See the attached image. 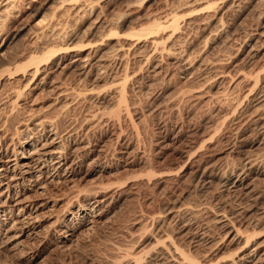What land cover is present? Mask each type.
I'll return each instance as SVG.
<instances>
[{"label": "bare ground", "instance_id": "obj_1", "mask_svg": "<svg viewBox=\"0 0 264 264\" xmlns=\"http://www.w3.org/2000/svg\"><path fill=\"white\" fill-rule=\"evenodd\" d=\"M117 1L124 14L106 7L107 1L0 0V31L29 36L23 50L13 55L0 41V92L6 79L19 82L0 102V264H9L8 255L30 263L48 247L69 249L101 219L113 196L128 193L136 181L156 180L175 188L185 179L216 190L219 205L185 203L182 196L165 201L148 218L158 223V230L172 221L177 235L162 229L137 252H121L109 264H264L263 11L261 22L231 59L235 80L223 87L222 77L231 73L218 70L227 65L222 58L193 57L191 50L180 53L172 46L190 27L208 40L223 15L242 0ZM258 1L245 3L256 11ZM83 15L92 20L78 36L68 20ZM126 22L133 23L128 31ZM169 67L183 82L196 74L197 81L169 91L164 104L189 98L211 112L190 130L175 125L172 139L165 135L158 141L163 154L169 140L178 143L172 163L158 169L145 166L146 158L137 160V139L122 146L131 152L123 164L113 161L109 143H97L93 131L101 129L119 143L120 123L127 120L133 132L129 96L148 93L158 79L172 76ZM238 84L244 88L236 89ZM41 95L50 96V102L39 104ZM147 98L151 106L161 104L153 92ZM231 152L237 158H229ZM140 164L146 170L117 176L120 168ZM87 180L91 184L80 183ZM209 213L221 232L197 256L180 239L198 238L190 225L201 226L199 219ZM26 239L38 241L39 250H25Z\"/></svg>", "mask_w": 264, "mask_h": 264}, {"label": "rangeland", "instance_id": "obj_2", "mask_svg": "<svg viewBox=\"0 0 264 264\" xmlns=\"http://www.w3.org/2000/svg\"><path fill=\"white\" fill-rule=\"evenodd\" d=\"M95 1L98 2V5L104 4V2L107 1L106 7L114 9L117 15L118 13H120L119 15H121L125 12L123 9L124 6L118 3L117 0ZM245 2L246 0H242V3H240V7H235L232 10L226 12L225 15H223L222 22L220 23L221 25L218 27L219 29L217 28L216 30L212 31L208 40L205 39V34L202 31L190 27L191 29L187 28L186 30H184V33H186H183L179 41H176L174 43L175 45L172 46L176 51L180 53H182L183 51L190 52L191 50V56L193 57L195 55H205L210 57H207L208 60L213 58H222V61L227 63L228 67L227 65H224V68H219L218 70L221 71L227 68L228 70L230 69L231 73V75L229 76L222 77V81L220 80L221 86L223 87H229L231 82L235 80L236 76L233 71L234 66L231 62V59H233V56H235V54H237L239 50H241L242 43L249 31L251 32L252 30H254L258 26V23L261 22L260 15H264V0L258 1L256 11L251 10V8L247 7ZM158 5H160V3H158ZM260 11L263 12H261L260 14ZM44 13H46V10H44ZM42 14L43 13H41L40 16ZM257 14L259 16H257ZM122 18H124V15L122 16ZM73 20H68L70 28L77 30V34L78 36H80L82 31L87 26H89L92 18L88 17V15H83L80 18H75ZM128 23L129 22L125 23L124 30L126 28L130 29V27L133 25V23H129L130 25ZM127 29L126 31L129 30ZM28 38L29 36L25 33V31L20 32L19 34H16L15 30L13 29H4L0 31V41H2L3 39L5 40L3 49L6 48L5 52L8 55H13L23 50V47H25L26 43L28 42ZM75 42L79 43L77 38H75ZM163 61L164 66H166L165 63L167 61L165 59H163ZM7 66L5 65L2 68ZM245 66L249 68L248 65ZM168 72L172 73L173 75L158 79L153 85H151V90H149L148 93H136V95L131 94V96H129L131 120L134 123V131H131L132 128L130 127V123L127 120L121 122V126H119V129L122 131V141L116 143L114 139H108L101 129H96L95 131H93L92 138L96 140L97 143H99V141H105L107 142V144L109 143L111 152L113 154V161H119L120 164H123V161L129 158L131 152L125 153V149L122 146H124L125 144L132 145V143H135L137 139V141L140 143H138L140 146V152H142H139V157L137 156V160H139L141 156L146 158L147 163H145V166L147 164V166L149 165L153 169H158L160 167L168 165L172 163V159L174 158V156L172 155V151L175 146H178V143L176 145L169 140V145H167L166 147L167 149L162 150V152H164L163 154L158 153L161 151L160 148L157 147L158 141L165 135L166 137L168 135V137L172 139V135L174 133L171 130L175 125L182 126L183 131L187 130L188 128V130H190L192 127L198 124L201 119H203L205 116H208L211 112L209 107H204L205 105H195V103L191 101V99L188 100L189 98L184 99L181 102L178 101L179 104L177 103V105H175L177 102L176 100L175 103H170L172 106L174 104L173 108H175L176 106L175 109H173L169 103L167 105L164 104V101H166L167 99L166 96L170 94L169 91L177 90L183 86L187 87L188 85L195 84V81L193 80L196 79L197 75H193V77L195 76L194 78H192L193 80H191V78H188L187 81L183 82L182 79L178 78L179 76H177V73L175 74L176 70L174 67H169ZM71 80L72 77L68 76L66 82H70ZM18 84V81L6 79L5 85L1 90L2 93L0 92V102L4 97V93L11 87L18 86ZM242 85L238 84L235 86V88L243 89L244 87ZM151 92L155 93L158 100L156 104L161 102L160 105L151 106V104L148 103L147 94H150ZM42 96L43 95H41V98L37 101L39 102V104H47L48 102H50V96ZM215 117L216 116H214L213 119ZM187 126L188 128H186ZM222 137L223 136H221V138ZM129 150L130 149H128L127 151ZM230 154L228 155L229 158L235 159V156L237 158L235 152H231ZM114 155L118 160L115 159ZM145 166L140 164L129 167L127 169L120 168L117 176L123 178L124 176L129 175L133 172H143L147 168H145ZM91 182L92 180L82 182L80 181V183H85L88 185L89 183L91 184ZM193 184L194 183L185 179L183 182L178 183L175 188H171V184L164 183L159 185L156 180L151 184L147 183L145 180H139V182L136 181V183L131 186L128 193H125L124 195H121L119 197L116 195L113 196L114 199H111L112 202L109 201L110 203L106 204V207L104 209L105 213H103L101 219L91 228L79 234L78 237L75 238L74 242L70 245L69 249H62L61 251V249H57L54 246H52L51 248L48 247L43 250L42 253H40L35 261L30 263L25 261H18L13 256L8 255L6 258L8 259L7 262L9 264H109L110 260L121 255L125 251H130L131 253L137 252L136 250H138L142 246L147 245L148 241L151 238H156L157 236H159L160 230L162 229H164L163 231L171 232L174 236H176V224L171 221L163 224V226L161 225V229L159 228L158 230V223L149 219L148 215L152 212H157L159 210V207L162 206L165 201L174 200L176 199V197L181 196L183 197L182 199L185 203L187 202L195 204L196 202L198 203L202 201L208 203L209 201V203L213 206L219 205V197L216 193V190H214L213 188H211V190L203 189L200 187V185ZM59 188L62 189L63 187ZM232 202L234 204L236 201L232 199ZM63 206L64 203L62 201L58 204V206H56L58 208H56V211H60ZM209 214L203 215V217L199 219L203 222L201 226L198 224L196 225V223L190 225V230L192 229L191 233L194 235H198L197 233H199L200 236L202 234L201 237L199 235L198 238H193V236H191V240L190 238H188L189 240L185 239L184 241L183 239H180L181 242H183L182 244L186 248L189 247V249L193 251V253L197 256H200L202 252L208 250L211 246V243L213 242L212 240H214L213 238H218L220 234L219 232H221L220 229V231L216 230L215 223L211 219L212 214ZM43 225L47 226L48 222H44ZM196 229L198 230V232ZM202 230L204 232H202ZM199 231H201V233ZM206 237L208 238V240ZM23 245L24 249L30 252L31 250L38 251L40 248L38 241H36L35 239H26Z\"/></svg>", "mask_w": 264, "mask_h": 264}]
</instances>
